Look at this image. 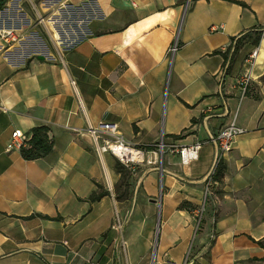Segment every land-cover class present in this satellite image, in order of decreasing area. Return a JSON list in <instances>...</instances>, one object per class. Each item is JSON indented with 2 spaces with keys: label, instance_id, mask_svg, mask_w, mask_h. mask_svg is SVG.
Instances as JSON below:
<instances>
[{
  "label": "crops",
  "instance_id": "crops-1",
  "mask_svg": "<svg viewBox=\"0 0 264 264\" xmlns=\"http://www.w3.org/2000/svg\"><path fill=\"white\" fill-rule=\"evenodd\" d=\"M250 32L262 33L258 47L233 58L231 39ZM177 35L180 49L171 61ZM44 39L56 53L40 45ZM245 75L259 99L241 90ZM233 117L245 132L217 162L213 139ZM102 123L117 125L150 160L127 199L119 198L121 175L104 154L114 136ZM36 127L48 128V156L27 161L20 149L8 150L15 132L30 136ZM161 138L167 147L157 166ZM196 144L197 159L183 164L180 150ZM220 161L223 180L205 196ZM97 184L107 194L91 202ZM260 243L264 0L6 3L0 11V264H182L189 251L193 264H264Z\"/></svg>",
  "mask_w": 264,
  "mask_h": 264
},
{
  "label": "built area",
  "instance_id": "built-area-1",
  "mask_svg": "<svg viewBox=\"0 0 264 264\" xmlns=\"http://www.w3.org/2000/svg\"><path fill=\"white\" fill-rule=\"evenodd\" d=\"M211 30H217L216 27H212ZM180 49V41H179V37L178 35L175 37V39L173 40L169 50H168V56L169 59L172 61V58L175 56V54L179 51ZM257 55V51L255 50L253 52V56ZM251 81V78L249 75H245L243 76L240 80H239V85L241 87V90L245 93L247 87L249 86V83ZM101 129L103 131H105L107 134L114 136V139H108L106 140V144L108 149L116 156L118 157V159H120L122 162H135V163H140L139 160H134V161H126L124 160L122 157H119L116 155V148H123V153H125V151L127 150H131V151H135L136 155L140 156L142 158V160L144 161L145 159V152L143 150H140L138 148H135L131 145H129L120 135L118 132V127L117 125H113V124H107V123H102L101 124ZM245 132V130L243 128H241L240 126L237 125L236 123V118L233 117L231 119V121L224 126L219 133L214 137V142L216 143V145L218 146L219 149V157L217 162L219 161L220 155L228 153L231 151V149L233 148V145L236 142V139L239 135L243 134ZM93 135L95 136V140H98V136H96V133L93 130ZM29 139V136H26L25 134H22L21 132H15L12 136V140L8 146V150L11 151L13 149H20L21 146L25 145L26 141ZM167 147L166 143H165V139L161 138L157 144V148L163 152V149ZM201 148V144H196L194 146H190V147H183L180 150V157H181V161L183 162V164H187L192 160L197 159V153L198 150ZM104 150H106V148H103ZM155 154H157V152H155ZM127 158V157H125ZM128 160V159H127ZM214 172H211L209 174V176L207 177V183H206V190H205V196H207L210 192V189L212 188V186L214 184H217V182L214 180ZM204 206H202L201 209H199L198 211V218H199V222L201 221V218L203 216L204 213ZM190 251L187 253V255L185 256V259L183 261L182 264H193L191 257H190ZM154 264V262H153ZM164 264H175L172 262H165Z\"/></svg>",
  "mask_w": 264,
  "mask_h": 264
},
{
  "label": "trees",
  "instance_id": "trees-1",
  "mask_svg": "<svg viewBox=\"0 0 264 264\" xmlns=\"http://www.w3.org/2000/svg\"><path fill=\"white\" fill-rule=\"evenodd\" d=\"M8 1L9 0H0V11L4 8V6L6 5ZM252 33L255 36L253 38L248 39V44L250 43V45L255 48V47H258L261 41V38H262L261 32H250L244 35L243 37H241V39L251 37L250 34ZM239 40H235V38H232L229 49L234 47V51H236L237 50L236 46L238 45ZM245 95L249 97H253L254 99L260 98L259 94L253 92L250 86L247 87L245 91ZM48 134H49V131H48V128L46 127H36L32 129L30 132L29 139L26 141L25 145L21 146L20 148V153L23 159L27 161H34V160H39V159H42L48 156L53 150V144H52V141L49 139ZM182 138H183L182 134L175 137V139H182ZM124 170H125V167L123 165H121L120 163L116 164V171L121 176H123ZM224 172H225V166L220 161L215 169V173L213 176L214 180L219 183L222 182L223 177H224ZM97 187L101 190L99 192H94L90 196L89 199L91 202L98 201L107 194V192L102 190L101 185L97 184ZM185 207H186V203L180 206L181 209ZM260 244L264 247L263 243H260Z\"/></svg>",
  "mask_w": 264,
  "mask_h": 264
},
{
  "label": "rangeland",
  "instance_id": "rangeland-1",
  "mask_svg": "<svg viewBox=\"0 0 264 264\" xmlns=\"http://www.w3.org/2000/svg\"><path fill=\"white\" fill-rule=\"evenodd\" d=\"M40 31L42 30L40 27H38ZM43 33V31H41ZM44 36V33L42 34ZM251 37L243 38L238 41L237 50L233 54V58L239 59L242 56H246L247 51L249 49H253V47L248 44V39L253 38L255 35L252 33L250 34ZM40 45L43 47L44 44V49H50L51 52L56 53L55 49L53 48V45L49 39H44L43 41H39ZM247 45V46H246ZM235 46V44H234ZM62 47V45H61ZM64 47V46H63ZM242 51V52H240ZM166 143V142H165ZM103 147V146H102ZM166 151V147L163 149V152H161L158 148L155 149V152H157L156 157V162L157 166L161 163L162 157L164 156V152ZM107 156H110L114 165H115V170H116V164H121L125 167L124 174L123 176L120 177L119 183L116 184V190L119 195L120 199H127L130 197V194L134 192L136 184H137V174L139 172V168L142 164H145L149 162V159H144V161H139L140 163H135V162H122L118 157H116L110 150H106L105 153ZM162 186V185H161ZM162 189V187L160 188ZM201 221L199 222V218L196 219V225H200Z\"/></svg>",
  "mask_w": 264,
  "mask_h": 264
},
{
  "label": "bare ground",
  "instance_id": "bare-ground-1",
  "mask_svg": "<svg viewBox=\"0 0 264 264\" xmlns=\"http://www.w3.org/2000/svg\"><path fill=\"white\" fill-rule=\"evenodd\" d=\"M101 151H105L103 148H101ZM115 153L117 156L122 157L126 161H134V160H139L142 161V158L138 155H136L135 151L127 150L125 153H123V148H116ZM127 157V158H125ZM128 159V160H127Z\"/></svg>",
  "mask_w": 264,
  "mask_h": 264
},
{
  "label": "water",
  "instance_id": "water-1",
  "mask_svg": "<svg viewBox=\"0 0 264 264\" xmlns=\"http://www.w3.org/2000/svg\"><path fill=\"white\" fill-rule=\"evenodd\" d=\"M45 57L44 56H40V59H44Z\"/></svg>",
  "mask_w": 264,
  "mask_h": 264
}]
</instances>
